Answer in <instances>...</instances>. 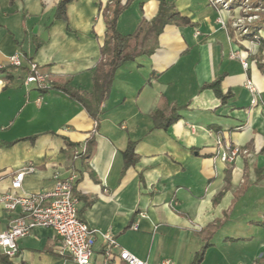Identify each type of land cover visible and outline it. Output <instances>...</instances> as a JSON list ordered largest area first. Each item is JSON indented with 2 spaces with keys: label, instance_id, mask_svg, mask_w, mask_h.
I'll return each instance as SVG.
<instances>
[{
  "label": "crops",
  "instance_id": "0c3cea01",
  "mask_svg": "<svg viewBox=\"0 0 264 264\" xmlns=\"http://www.w3.org/2000/svg\"><path fill=\"white\" fill-rule=\"evenodd\" d=\"M127 1L118 19L123 34L152 20L161 3ZM167 1L190 24H167L153 54L121 66L95 118L52 85L92 90L111 0H74L67 22L55 18L59 0H0V191H9L24 169L23 194L75 175L79 217L150 264H192L205 237L211 245L200 264H264V27L261 42L235 25L244 17L239 1L229 8L210 0ZM235 51L248 69L231 56ZM16 52L25 66L9 64ZM28 59L51 74L45 90L25 85ZM217 78L230 95L225 101L204 88ZM248 79L258 89L254 105ZM173 114L179 119L165 127ZM218 138L246 153L222 161ZM130 141L138 159L125 167ZM87 145L89 155L82 152ZM18 215L0 203V232ZM58 239L53 229L37 227L19 240L11 261L76 264L57 251ZM92 259H106L100 234Z\"/></svg>",
  "mask_w": 264,
  "mask_h": 264
},
{
  "label": "built area",
  "instance_id": "2783aa9c",
  "mask_svg": "<svg viewBox=\"0 0 264 264\" xmlns=\"http://www.w3.org/2000/svg\"><path fill=\"white\" fill-rule=\"evenodd\" d=\"M237 1H239V8L241 9L246 8L251 3V0H210L213 5L223 8H229ZM258 17L259 15L244 16L236 21L235 25L244 34H250L253 20L258 19ZM219 21L223 26L227 23L222 16ZM241 25L242 27H240ZM231 56L238 58L243 67L248 69L250 63L241 56L239 51L233 52ZM9 64L18 68L25 66L22 52H16L10 56ZM0 68L2 67L0 66ZM26 68L28 72L24 80L25 85L35 84L38 89H46L50 86L51 74L48 71L42 70L33 61L28 62ZM245 86L251 93V104H256L258 102V89L253 80L248 79ZM217 145L221 148L218 156L224 162H232L241 152L246 153L240 147L224 145L221 138L217 139ZM85 151L86 146H83L82 152ZM78 154L79 152H76V156ZM26 173L25 169L17 172L12 180L11 189L6 192L0 191V203L3 207L8 211H19L18 217L13 220L10 227L0 232V254L7 255L10 259L15 257L19 252V240L29 235L33 229L45 227L53 229L58 235L57 251L60 254L70 255L76 264H98L92 259L98 234L104 241L106 256L105 261L101 264H118L116 259L126 264H150L124 249L109 232H100L90 228L79 217V198L74 192L75 175L65 178L56 176L52 189L23 194L18 191ZM158 264H173V262L170 259H165Z\"/></svg>",
  "mask_w": 264,
  "mask_h": 264
},
{
  "label": "trees",
  "instance_id": "16d2710c",
  "mask_svg": "<svg viewBox=\"0 0 264 264\" xmlns=\"http://www.w3.org/2000/svg\"><path fill=\"white\" fill-rule=\"evenodd\" d=\"M74 0H59L56 7L55 18L68 21L67 5ZM264 1V0H263ZM130 1L123 3V0H111L107 5L106 14L107 32L105 41L101 47V57L93 71V87L91 91H80L70 86L69 82L55 83L52 88L64 92L70 99L81 104L93 117L99 115V106L110 95L115 74L125 63L135 60L140 55H151L158 46V39L164 27L169 24L185 25L190 24L188 18L182 16L172 3L161 0L159 11L156 16L148 21L143 19L138 28L130 34H123L118 29V19L129 6ZM264 27V13L259 14V18L251 25L250 34L252 38L263 41L259 36V30ZM32 61V59H28ZM26 71L28 69L25 67ZM221 78H217L211 83L204 85V88H211L215 94L225 101L230 95H223L221 88ZM45 90V89H41ZM155 115V113L153 114ZM179 119V115H171L167 119L165 127ZM91 145H87L85 155L91 153ZM125 167L133 165L138 155L135 152V143L130 141L123 152ZM229 180V178H228ZM221 192L218 197L222 196ZM211 245L209 237H205L203 247L195 254L192 264H200L204 258L206 249ZM2 264H15L4 254H0Z\"/></svg>",
  "mask_w": 264,
  "mask_h": 264
},
{
  "label": "rangeland",
  "instance_id": "374dc122",
  "mask_svg": "<svg viewBox=\"0 0 264 264\" xmlns=\"http://www.w3.org/2000/svg\"><path fill=\"white\" fill-rule=\"evenodd\" d=\"M259 1H260V0H251V3H250L249 5H247V7L245 8V11L243 12V16L247 17V16H249V15H259V14H261V13H264V11H263L261 5L258 4V3H260ZM262 1H263V0H262ZM253 2H254V3L257 2V5L252 4ZM242 11H243V10H242ZM244 13H245V15H244ZM258 18H259V17H258ZM253 19H254V18H253ZM256 20H257V19H256ZM256 20H253V21H256ZM245 21H247V20H245ZM240 27H242V25H241Z\"/></svg>",
  "mask_w": 264,
  "mask_h": 264
},
{
  "label": "water",
  "instance_id": "95a60500",
  "mask_svg": "<svg viewBox=\"0 0 264 264\" xmlns=\"http://www.w3.org/2000/svg\"><path fill=\"white\" fill-rule=\"evenodd\" d=\"M44 40H47V32H44L43 35L41 36Z\"/></svg>",
  "mask_w": 264,
  "mask_h": 264
}]
</instances>
